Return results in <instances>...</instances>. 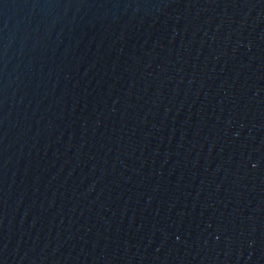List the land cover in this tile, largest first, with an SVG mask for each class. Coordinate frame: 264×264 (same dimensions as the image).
<instances>
[{
    "label": "water",
    "instance_id": "1",
    "mask_svg": "<svg viewBox=\"0 0 264 264\" xmlns=\"http://www.w3.org/2000/svg\"><path fill=\"white\" fill-rule=\"evenodd\" d=\"M0 264H264V0H0Z\"/></svg>",
    "mask_w": 264,
    "mask_h": 264
}]
</instances>
